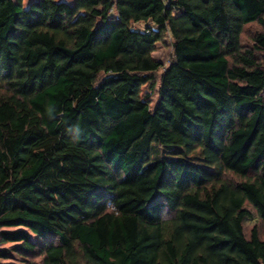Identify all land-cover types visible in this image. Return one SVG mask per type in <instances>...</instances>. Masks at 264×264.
Masks as SVG:
<instances>
[{"label":"trees","instance_id":"obj_1","mask_svg":"<svg viewBox=\"0 0 264 264\" xmlns=\"http://www.w3.org/2000/svg\"><path fill=\"white\" fill-rule=\"evenodd\" d=\"M24 2L0 0V264H264V0Z\"/></svg>","mask_w":264,"mask_h":264},{"label":"rangeland","instance_id":"obj_2","mask_svg":"<svg viewBox=\"0 0 264 264\" xmlns=\"http://www.w3.org/2000/svg\"><path fill=\"white\" fill-rule=\"evenodd\" d=\"M32 0H25L24 4L25 7L31 2ZM72 2V0H69ZM144 25L143 24H138L135 26V28L144 30ZM264 32V27L259 25V24H253L249 25L246 27L244 35H243V43L249 44L251 37L256 34ZM171 39L167 37L165 39L164 43H159L157 44V49L156 52L154 53V58L164 64L166 66L169 62V59L171 58V53H172V44H171ZM180 154L177 153L176 149L173 148H165V147H160V146H155L153 148L152 152V158L151 161H156V160H161L164 158H169V157H175L179 156ZM256 226L260 232V234L264 233V226L263 223L258 219L256 214L253 212V216L250 220L246 221L244 224L245 227V233L247 236H249L250 230ZM13 263L16 262L15 260L9 259L7 261H3V263Z\"/></svg>","mask_w":264,"mask_h":264}]
</instances>
